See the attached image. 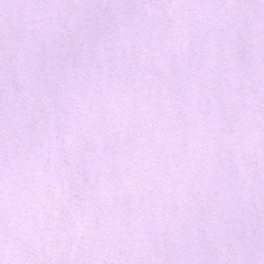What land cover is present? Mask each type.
<instances>
[{
  "label": "snow or ice",
  "instance_id": "obj_1",
  "mask_svg": "<svg viewBox=\"0 0 264 264\" xmlns=\"http://www.w3.org/2000/svg\"><path fill=\"white\" fill-rule=\"evenodd\" d=\"M0 264H264V0H0Z\"/></svg>",
  "mask_w": 264,
  "mask_h": 264
}]
</instances>
